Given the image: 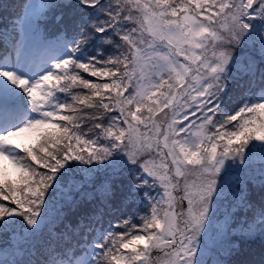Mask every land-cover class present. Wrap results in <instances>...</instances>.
<instances>
[{
  "label": "snow or ice",
  "instance_id": "6c2138e0",
  "mask_svg": "<svg viewBox=\"0 0 264 264\" xmlns=\"http://www.w3.org/2000/svg\"><path fill=\"white\" fill-rule=\"evenodd\" d=\"M0 13V264H264V0Z\"/></svg>",
  "mask_w": 264,
  "mask_h": 264
},
{
  "label": "rangeland",
  "instance_id": "374dc122",
  "mask_svg": "<svg viewBox=\"0 0 264 264\" xmlns=\"http://www.w3.org/2000/svg\"><path fill=\"white\" fill-rule=\"evenodd\" d=\"M4 0H0V3H3ZM20 140L23 142V143H31L34 141V134L32 133H25L21 136Z\"/></svg>",
  "mask_w": 264,
  "mask_h": 264
},
{
  "label": "trees",
  "instance_id": "16d2710c",
  "mask_svg": "<svg viewBox=\"0 0 264 264\" xmlns=\"http://www.w3.org/2000/svg\"><path fill=\"white\" fill-rule=\"evenodd\" d=\"M8 2H16V0H8ZM0 16H2V13H0ZM2 21H0V27H2ZM85 76H87V74H84Z\"/></svg>",
  "mask_w": 264,
  "mask_h": 264
}]
</instances>
